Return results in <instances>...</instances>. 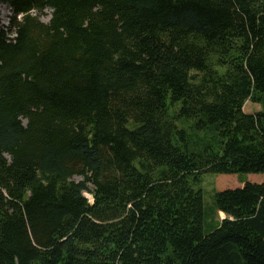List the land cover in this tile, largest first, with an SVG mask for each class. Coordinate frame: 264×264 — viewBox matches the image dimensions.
<instances>
[{
  "label": "trees",
  "instance_id": "1",
  "mask_svg": "<svg viewBox=\"0 0 264 264\" xmlns=\"http://www.w3.org/2000/svg\"><path fill=\"white\" fill-rule=\"evenodd\" d=\"M4 3L0 264H264V0Z\"/></svg>",
  "mask_w": 264,
  "mask_h": 264
},
{
  "label": "rangeland",
  "instance_id": "2",
  "mask_svg": "<svg viewBox=\"0 0 264 264\" xmlns=\"http://www.w3.org/2000/svg\"><path fill=\"white\" fill-rule=\"evenodd\" d=\"M11 16L10 9L4 3V0H0V22L8 26L9 17ZM51 19V11H47L45 15L40 17V20L44 23H48ZM246 113L255 114L260 111V106L248 101L244 108ZM77 180L81 178L77 177ZM264 184V174H250V175H216L206 174L203 176L200 186H196V189H202L204 195V207H205V230L211 232L219 225V221H222L225 215L220 213L216 215L215 211V194L225 190H234L242 188L244 184ZM89 198L91 195L86 194ZM91 198V197H90Z\"/></svg>",
  "mask_w": 264,
  "mask_h": 264
},
{
  "label": "water",
  "instance_id": "3",
  "mask_svg": "<svg viewBox=\"0 0 264 264\" xmlns=\"http://www.w3.org/2000/svg\"><path fill=\"white\" fill-rule=\"evenodd\" d=\"M223 219H225V217Z\"/></svg>",
  "mask_w": 264,
  "mask_h": 264
}]
</instances>
